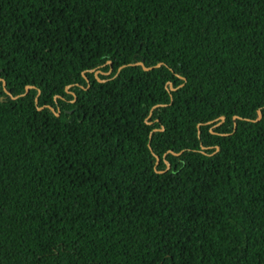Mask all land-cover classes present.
Here are the masks:
<instances>
[{
  "label": "trees",
  "instance_id": "16d2710c",
  "mask_svg": "<svg viewBox=\"0 0 264 264\" xmlns=\"http://www.w3.org/2000/svg\"><path fill=\"white\" fill-rule=\"evenodd\" d=\"M260 111L264 0H0V264H264Z\"/></svg>",
  "mask_w": 264,
  "mask_h": 264
},
{
  "label": "water",
  "instance_id": "95a60500",
  "mask_svg": "<svg viewBox=\"0 0 264 264\" xmlns=\"http://www.w3.org/2000/svg\"><path fill=\"white\" fill-rule=\"evenodd\" d=\"M135 65H141V66H143L144 68H145V70H147V71H149V70H152V69H154L155 67H151V68H149V67H147L145 64H143V63H136ZM162 64H159V65H157V66H161ZM96 73H97V76H98V73H99V71H96ZM170 83V85L172 86V82H169ZM4 87H5V89H6V82L4 81ZM171 90H176V88H174V87H171ZM14 98H18V97H14ZM159 106V105H158ZM157 107V106H156ZM52 108V107H51ZM53 109V111L57 114V115H60V113H61V111H58V112H56V110L54 109V108H52ZM261 115H262V112L260 111V117L257 119V120H255V121H258V120H260L261 119ZM221 120H223V121H225V117L224 116H222L221 117ZM235 126H236V124H235ZM200 134V133H199ZM203 149H205L206 147L205 146H203L202 147ZM217 149H219V147H217ZM156 157H157V164H159L160 163V157L158 156V155H156ZM169 166H170V164H169Z\"/></svg>",
  "mask_w": 264,
  "mask_h": 264
},
{
  "label": "snow or ice",
  "instance_id": "6c2138e0",
  "mask_svg": "<svg viewBox=\"0 0 264 264\" xmlns=\"http://www.w3.org/2000/svg\"><path fill=\"white\" fill-rule=\"evenodd\" d=\"M45 23L48 25V26H51V25H56L57 27H60V21L55 17V16H48L46 18V21ZM43 31V30H42ZM261 118L264 119V114L261 115Z\"/></svg>",
  "mask_w": 264,
  "mask_h": 264
},
{
  "label": "flooded vegetation",
  "instance_id": "af4514ba",
  "mask_svg": "<svg viewBox=\"0 0 264 264\" xmlns=\"http://www.w3.org/2000/svg\"><path fill=\"white\" fill-rule=\"evenodd\" d=\"M222 123H223V120H221V122L216 124L215 126L217 127V126L221 125Z\"/></svg>",
  "mask_w": 264,
  "mask_h": 264
},
{
  "label": "rangeland",
  "instance_id": "374dc122",
  "mask_svg": "<svg viewBox=\"0 0 264 264\" xmlns=\"http://www.w3.org/2000/svg\"><path fill=\"white\" fill-rule=\"evenodd\" d=\"M96 72V71H95ZM97 74V73H96ZM98 75H99V73H98Z\"/></svg>",
  "mask_w": 264,
  "mask_h": 264
}]
</instances>
